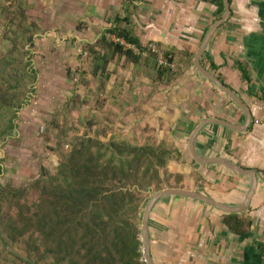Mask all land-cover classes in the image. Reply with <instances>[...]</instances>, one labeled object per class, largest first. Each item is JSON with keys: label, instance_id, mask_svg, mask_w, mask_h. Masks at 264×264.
I'll return each instance as SVG.
<instances>
[{"label": "crops", "instance_id": "obj_1", "mask_svg": "<svg viewBox=\"0 0 264 264\" xmlns=\"http://www.w3.org/2000/svg\"><path fill=\"white\" fill-rule=\"evenodd\" d=\"M32 1L38 14H46L45 19L73 27L74 32L66 34L73 35L80 47L96 42L116 18L126 16L132 3L142 46L161 45L165 51H174L169 67L176 76L168 86L146 71L136 74L131 65L118 68L107 93L118 88L122 94L117 101L124 110L105 105L99 115L112 114L110 126L118 133L127 129L151 136L157 143L166 142L172 151L166 169L183 177L182 189L230 209L241 206L252 178L220 164H199L189 149L193 131L205 120H219L238 129L206 125L193 145L200 158L223 160L253 172L255 189L248 206L230 213L183 197L161 198L149 217L153 263L264 264V127L256 124L264 119V0H228L230 15L214 31L199 59L201 67L219 81L220 77L250 113L246 129L244 111L194 67L204 37L224 15L223 0L220 19L217 0ZM78 24L82 26L79 32ZM245 226V233L234 230Z\"/></svg>", "mask_w": 264, "mask_h": 264}, {"label": "trees", "instance_id": "obj_2", "mask_svg": "<svg viewBox=\"0 0 264 264\" xmlns=\"http://www.w3.org/2000/svg\"><path fill=\"white\" fill-rule=\"evenodd\" d=\"M215 3L220 19L221 0ZM131 5L124 18H116L96 42L86 45V69L66 72L68 79H78L85 94L75 92L65 111L89 107L100 127L87 120L89 129L82 136L66 149L63 142L55 170L41 168L27 187L0 184V264H145L140 239L143 206L151 193L182 189L183 177L166 169L172 154L166 142L142 135L129 139L112 129V114L99 115L105 105L124 110L117 101L122 92L115 88L107 93L118 68L131 65L136 74L146 71L165 86L176 76L169 67L174 51L157 45L167 60L160 65L158 56L142 46ZM35 9L30 0L0 2V38L8 44L0 57V142L16 129L17 113L37 81L30 62L40 31ZM209 69L214 72L215 67ZM234 230L242 234L248 226Z\"/></svg>", "mask_w": 264, "mask_h": 264}, {"label": "rangeland", "instance_id": "obj_3", "mask_svg": "<svg viewBox=\"0 0 264 264\" xmlns=\"http://www.w3.org/2000/svg\"><path fill=\"white\" fill-rule=\"evenodd\" d=\"M45 15H35L40 31L30 49V62L37 73V81L26 105L17 113L16 129L8 139L0 142V184L16 189L34 182L41 168L53 172L58 165L63 142L66 149L67 143L82 136L89 129L87 120L100 127V121L92 117L94 113L89 107L71 113L65 111L67 99L75 92L81 96L85 94L83 86L77 84L78 79H68L66 72L68 68L72 73L77 67L86 69V54H83L86 45L80 47L73 35L66 34L72 32L73 27L47 20ZM76 30H82L81 24L76 26ZM7 48V42L0 38V57ZM122 132L129 139L137 140L134 132L127 129ZM47 137L48 142L45 141Z\"/></svg>", "mask_w": 264, "mask_h": 264}, {"label": "water", "instance_id": "obj_4", "mask_svg": "<svg viewBox=\"0 0 264 264\" xmlns=\"http://www.w3.org/2000/svg\"><path fill=\"white\" fill-rule=\"evenodd\" d=\"M223 2H224V9H225L224 15L222 16V18L220 20L216 21L212 25V27L209 29L206 36L204 37V39H203V41H202V43L198 49L196 58L194 60V67L205 79H207L209 82H211L213 85H215L223 93H225L240 109H242L244 111V113L246 114V123H245V127L243 129H246L247 126L251 122L250 113L246 110V108L241 103V101L236 97V95L229 88H227L217 78H215L209 72H207L205 69H203L201 67V65L199 64V59L202 56L203 51H204L207 43L209 42L210 38L212 37L214 31L218 28L219 25H221L223 22H225L230 15L228 0H223ZM209 124H218V125L224 126L226 128L232 129V130H238L237 127L230 125L228 123L219 121V120H205V121L201 122L196 127V129L193 131V133L190 137V140H189V149H190V153L192 155V158L194 159L195 162L202 164V165L214 164V163L220 164V165H223L224 167L228 168L229 170H231L237 174L249 175L252 178V185L250 187V191L248 192V194L245 197V200L243 201V203L241 204V206L238 209L227 208V207L223 206L222 204L210 199L209 197H207L201 193L189 191V190H185V189H177V188L162 189V190H159V191L155 192L154 194H152L144 206V209H143V212L141 215V224H140V230H141L140 239H141L142 246H143L142 254H143V261L145 262V264H154L151 257H150L149 217H150L151 210H152L154 204L158 200H160L161 198L167 197V196L183 197V198L199 201V202L204 203L208 206L214 207L220 211L230 212V213L231 212L239 213L242 210H244L249 204V200H250V198L254 192V189H255V178H254L253 172L244 171V170L240 169L239 167H236L235 165H233L229 162L223 161V160L204 159V158H200L197 156L196 151L194 149V145H193L194 140L197 137V135L199 134V132L203 129V127H205L206 125H209Z\"/></svg>", "mask_w": 264, "mask_h": 264}, {"label": "built area", "instance_id": "obj_5", "mask_svg": "<svg viewBox=\"0 0 264 264\" xmlns=\"http://www.w3.org/2000/svg\"><path fill=\"white\" fill-rule=\"evenodd\" d=\"M189 1H195L197 3H203V2H206V1H210V0H189ZM111 40L114 41V42H116V43H119L121 45H124L125 47L128 48V46L125 45L124 42L123 41H120L119 39H116L114 37H111ZM147 49L158 56V63L160 65H167V60H166L164 54L157 48V46H155V45H149V46H147ZM256 124L261 125L262 127H264V119L263 120H260V121L259 120L256 121Z\"/></svg>", "mask_w": 264, "mask_h": 264}]
</instances>
